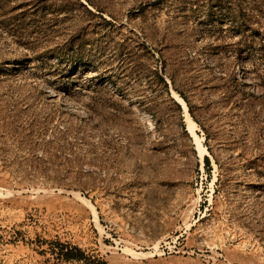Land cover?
<instances>
[{
    "label": "rangeland",
    "instance_id": "1",
    "mask_svg": "<svg viewBox=\"0 0 264 264\" xmlns=\"http://www.w3.org/2000/svg\"><path fill=\"white\" fill-rule=\"evenodd\" d=\"M263 78L264 0H0V264H264Z\"/></svg>",
    "mask_w": 264,
    "mask_h": 264
},
{
    "label": "trees",
    "instance_id": "2",
    "mask_svg": "<svg viewBox=\"0 0 264 264\" xmlns=\"http://www.w3.org/2000/svg\"><path fill=\"white\" fill-rule=\"evenodd\" d=\"M236 61L239 60V57H235ZM160 65H161V75H157L158 79L164 84V87L168 89V84L166 83L164 75L166 73V58H160ZM229 67V66H228ZM224 81L220 85L221 93H222V100L225 104L231 103L234 104V106L238 105V102L240 105L248 104V102L252 101L253 99L256 100V97L251 94L242 91L239 86H242V84L239 82V78L235 77V72L231 70L225 76L222 78ZM233 81L235 83V88L232 90V88H228L229 82ZM262 82L264 84V78L262 79ZM171 87L172 89L185 101L188 107V112L192 119L199 123L197 120L196 115L194 114L193 106L190 104L184 90L180 89L176 86L173 78H171ZM246 100L245 104L244 101ZM243 103V104H242ZM177 107H179V104H176ZM205 138L208 140V133L205 131ZM263 154H258L252 159H249L250 162H255L259 160H263ZM204 166L207 170H209V160L207 157H204ZM46 253V251H43ZM51 257L54 260L53 264H106V262L99 257H93L89 256L83 251L81 248L77 246H72L68 243H62L59 241H53L51 242L48 251H47Z\"/></svg>",
    "mask_w": 264,
    "mask_h": 264
},
{
    "label": "bare ground",
    "instance_id": "3",
    "mask_svg": "<svg viewBox=\"0 0 264 264\" xmlns=\"http://www.w3.org/2000/svg\"><path fill=\"white\" fill-rule=\"evenodd\" d=\"M173 98L176 100V101H178L180 104H181V106H182V108H183V110H184V116H185V122H186V124H187V127H188V129H189V133L191 132V134H193L194 132H193V127H194V122L191 120V118H190V116H189V114H188V112H187V107H186V105H185V103L182 101H179V98L177 97V96H173ZM187 129V130H188ZM193 132V133H192ZM192 136V135H191ZM196 138V137H195ZM194 138V139H195ZM194 141V140H193ZM196 141V140H195ZM194 141V142H195ZM196 147L197 148H203L202 146H201V143L200 142H198V141H196ZM201 150V149H200Z\"/></svg>",
    "mask_w": 264,
    "mask_h": 264
}]
</instances>
